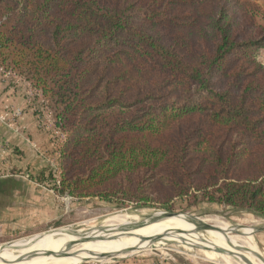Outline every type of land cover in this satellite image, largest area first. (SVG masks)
I'll return each instance as SVG.
<instances>
[{
  "label": "trees",
  "instance_id": "16d2710c",
  "mask_svg": "<svg viewBox=\"0 0 264 264\" xmlns=\"http://www.w3.org/2000/svg\"><path fill=\"white\" fill-rule=\"evenodd\" d=\"M252 1L0 0V65L41 90L65 134L58 184L51 169L31 179L57 196L168 212L191 198L264 218Z\"/></svg>",
  "mask_w": 264,
  "mask_h": 264
},
{
  "label": "rangeland",
  "instance_id": "374dc122",
  "mask_svg": "<svg viewBox=\"0 0 264 264\" xmlns=\"http://www.w3.org/2000/svg\"><path fill=\"white\" fill-rule=\"evenodd\" d=\"M252 2L264 11V0H253ZM256 21L257 24H262L260 18H257ZM258 60L264 63V47L259 51ZM0 83L4 85L3 88L9 86L14 89L16 92L14 96L17 98L15 100L17 104L12 99L14 104L0 107L1 123L24 137L29 142L32 148L31 151L36 154L35 160L30 159V162L34 161L36 164L29 162L19 165L22 167H15L11 162V158L8 157L6 152L8 150H0V162L5 163L7 167L6 169L0 168V178L14 176L27 181L25 183L31 186L30 195L33 197L31 205L34 214L30 227L26 226L24 230L21 229L11 236H0V247L8 246L10 243L17 241L30 240L33 237L49 234L56 230L87 231L93 227L103 226L102 224L106 220L118 215L125 216L137 222V226H141L154 214L174 213L203 220L206 218V221L221 223L232 231L237 230L239 232L243 228L252 229L254 231L251 234L252 252L245 254L247 252L243 251V253L237 251V249H234V251L244 256L245 258L242 259L246 262L249 261L247 263L264 264V218L247 210H238L225 205L194 204L191 198L175 200L172 212L162 210L157 204L153 207L138 206L133 203L118 206L116 203L100 201L97 198L77 199L67 195H54L55 197H53L52 194H49L51 198H45V193L53 192L51 187L53 184L46 182L42 185L31 179V176H36L42 169L46 171L51 169L55 175V181L59 180L60 150L65 140V134L56 127L54 110L50 101L43 96L41 90L28 77L21 75L12 67L6 68L1 64ZM28 127H34L37 134L43 136L44 140L39 143L35 136H26ZM20 155L22 154H17V156ZM13 169L15 175H13ZM27 193L29 194L28 191ZM198 231H200V228ZM235 235L229 232L226 237ZM231 256V254H218L196 246L172 243L170 246L157 250L140 252L123 258L115 257L107 260V262H87L83 264H240Z\"/></svg>",
  "mask_w": 264,
  "mask_h": 264
},
{
  "label": "bare ground",
  "instance_id": "6f19581e",
  "mask_svg": "<svg viewBox=\"0 0 264 264\" xmlns=\"http://www.w3.org/2000/svg\"><path fill=\"white\" fill-rule=\"evenodd\" d=\"M204 223L216 230L200 228L198 231ZM102 225L87 231L56 230L30 240L10 243L0 247V264H80L83 261L100 263L115 257L123 258L157 250L172 243L196 246L218 254H231V258L240 264H254L247 263L249 261L242 259L244 256L234 251L237 249L247 252L245 254L252 252L251 234L254 231L250 228L237 232L221 223L206 221V218L203 220L163 213L152 215L141 226L121 215L109 218ZM221 231L225 234L220 233ZM229 232L236 235L226 237Z\"/></svg>",
  "mask_w": 264,
  "mask_h": 264
},
{
  "label": "crops",
  "instance_id": "0c3cea01",
  "mask_svg": "<svg viewBox=\"0 0 264 264\" xmlns=\"http://www.w3.org/2000/svg\"><path fill=\"white\" fill-rule=\"evenodd\" d=\"M3 86L4 85L0 83V107H6L7 105L11 106V103H13L12 99L14 103L17 104V101H15L17 98L14 96V93H16L15 90L9 86H5L4 88ZM26 132H28L26 136H35L39 143L44 140L43 136L37 134L34 127H28V131ZM5 149L8 150L6 151L8 157L11 158V162L15 167H22L19 165H23L22 163H29L30 159H36V154L31 151L32 148L29 142L24 137L8 128L7 125L5 126V124L1 123L0 119V150ZM17 154L22 155L17 156ZM30 163L36 164L34 161ZM41 166H43V164H41ZM0 168L6 169L7 167L5 163L0 162ZM17 179L18 180L10 179V177L0 178V236H11L21 229L24 230L26 226L30 227L32 224L31 219L34 214L33 206L31 205V200L33 198L32 195H30L31 186L25 183L27 181H23L19 178ZM1 184L3 187H1ZM41 194L43 195V193ZM45 194L44 196L47 199L48 197L51 198V194L55 197L53 192Z\"/></svg>",
  "mask_w": 264,
  "mask_h": 264
},
{
  "label": "water",
  "instance_id": "95a60500",
  "mask_svg": "<svg viewBox=\"0 0 264 264\" xmlns=\"http://www.w3.org/2000/svg\"><path fill=\"white\" fill-rule=\"evenodd\" d=\"M167 214H169V216H177L178 215V214H174V213H167ZM199 228L206 229V230H216L215 227L207 225L205 223L201 224ZM83 263H87V261H83L80 264H83Z\"/></svg>",
  "mask_w": 264,
  "mask_h": 264
},
{
  "label": "built area",
  "instance_id": "2783aa9c",
  "mask_svg": "<svg viewBox=\"0 0 264 264\" xmlns=\"http://www.w3.org/2000/svg\"><path fill=\"white\" fill-rule=\"evenodd\" d=\"M56 184H58V181L56 180Z\"/></svg>",
  "mask_w": 264,
  "mask_h": 264
}]
</instances>
